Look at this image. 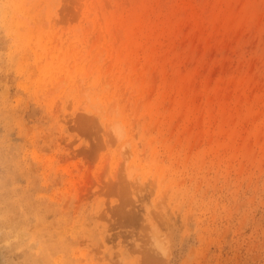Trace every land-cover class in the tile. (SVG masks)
<instances>
[{
    "label": "rangeland",
    "instance_id": "rangeland-1",
    "mask_svg": "<svg viewBox=\"0 0 264 264\" xmlns=\"http://www.w3.org/2000/svg\"><path fill=\"white\" fill-rule=\"evenodd\" d=\"M0 264H264V0H0Z\"/></svg>",
    "mask_w": 264,
    "mask_h": 264
},
{
    "label": "bare ground",
    "instance_id": "bare-ground-1",
    "mask_svg": "<svg viewBox=\"0 0 264 264\" xmlns=\"http://www.w3.org/2000/svg\"><path fill=\"white\" fill-rule=\"evenodd\" d=\"M157 241V240H156ZM161 242V241H160ZM156 244H158V242L156 243ZM154 246H155V244H153ZM157 246H161V245H157ZM156 246V247H157ZM163 246V245H162ZM159 249H161L160 247H159ZM157 252H159V250L157 251ZM164 252H162V254H163Z\"/></svg>",
    "mask_w": 264,
    "mask_h": 264
}]
</instances>
